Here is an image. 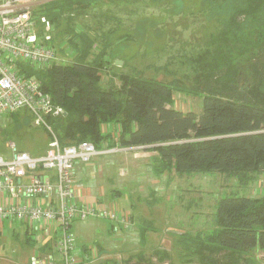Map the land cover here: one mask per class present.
<instances>
[{
    "label": "trees",
    "instance_id": "1",
    "mask_svg": "<svg viewBox=\"0 0 264 264\" xmlns=\"http://www.w3.org/2000/svg\"><path fill=\"white\" fill-rule=\"evenodd\" d=\"M91 1L51 0L41 10L54 24L55 41H65L73 51L68 63H54L38 72L42 88L65 113L50 118L62 145L82 141L97 149L141 145L157 152V173L218 171L243 182L264 173V0H202L209 16H222L223 27L212 36L214 45L199 53L204 72L195 75L191 87L125 72L117 74L119 85L102 87L105 50L98 53V48L104 47L97 48L92 38L71 24L60 28L68 17L65 11L78 16L76 10L86 9ZM228 32L234 38L233 50ZM255 45L258 54L246 58L244 53ZM237 51L241 54L234 61ZM177 92L201 96L202 110L174 107ZM20 114L29 116L16 110L7 117L17 122ZM111 124L113 130L103 129ZM214 213L211 230L181 234L183 241L192 242L188 251L193 264H255L252 252L264 250V194L222 196ZM159 251L154 252L170 262L169 254ZM142 257L138 263H152L153 259Z\"/></svg>",
    "mask_w": 264,
    "mask_h": 264
},
{
    "label": "rangeland",
    "instance_id": "2",
    "mask_svg": "<svg viewBox=\"0 0 264 264\" xmlns=\"http://www.w3.org/2000/svg\"><path fill=\"white\" fill-rule=\"evenodd\" d=\"M134 1L92 0L86 9H81L84 11L76 10L78 16L73 10L65 11L68 17L60 22V28L71 24L92 38L97 48L100 44L104 47L98 48V53L105 50L102 55L105 60L100 70L102 79L99 82L102 87L119 85L117 74L122 72L140 73L166 83L176 81L186 87L194 86L195 75L204 72L200 67L204 61H199L197 57L214 45L212 36L219 31L220 26L223 27L219 19L222 16L214 13L209 16L211 12L203 9L202 0ZM228 36V44L235 43L231 32H228ZM230 48L234 49L233 44ZM257 48L258 45H255L253 50L246 51L245 57L255 52L258 54ZM93 50L97 51L95 48ZM61 53H58L59 56H63ZM240 54L235 52L233 60H237ZM117 61L119 64H116ZM174 99V107L178 109H191L197 113L202 110L201 96L177 92ZM28 115H18L20 121L17 122L12 117H6L0 123V155L6 159L12 157L10 142L15 144L17 150H25L34 156L43 155L48 149L49 135L41 126L33 125L32 116ZM45 119L50 123V118ZM103 129L111 131L113 125H104ZM156 153L153 149L125 147L121 151L97 155L84 168L78 169V180L87 175L89 179L86 184L103 187L104 192L99 193L106 200L113 201L117 208L125 213V209L134 210L136 216L153 222L154 226L162 230H152L157 235L162 236L164 229L170 228L164 235L174 238H181V234L186 232L196 235L199 231L211 230L215 222L216 201L222 196L244 195L253 198L264 194V173H255L244 182L234 174L218 171L190 175L170 169L157 173ZM87 165L92 169L87 168ZM112 188L116 195L107 192V189ZM108 221L100 217L73 221L69 231L74 235L76 249L88 247L93 253L99 254V258L112 252L113 260L110 262L114 264L118 259L124 260L122 263L128 259L129 264H141L138 261L143 254L137 253L139 249L133 252L132 247H129L126 253L118 250L126 247V243L113 242L112 245L104 242L106 239L108 241V237L113 240V234L107 231ZM4 225L7 228V224ZM19 232L21 230L14 226L0 237V259L11 258L17 262L29 250L30 246L23 238L28 235ZM29 234L37 239L35 234ZM39 242H34V246ZM191 245L192 242L189 243ZM156 249L145 252L148 256L144 254L142 259L157 255L154 252ZM129 252L135 255H128ZM136 254L141 256L137 258ZM159 256L161 254L151 264H169L168 259ZM258 257L259 261L264 260V254ZM188 259L189 264L194 263Z\"/></svg>",
    "mask_w": 264,
    "mask_h": 264
},
{
    "label": "built area",
    "instance_id": "3",
    "mask_svg": "<svg viewBox=\"0 0 264 264\" xmlns=\"http://www.w3.org/2000/svg\"><path fill=\"white\" fill-rule=\"evenodd\" d=\"M50 1L0 0V122L16 110L26 111L49 135L43 155L17 150L13 142L12 157L0 155V236L22 224L46 247L32 248L27 264H55V255L61 264H82L69 231L73 220L100 217L115 221L120 229L130 222L113 201L83 194L77 172L97 153L93 144L60 145L45 119L61 115L63 109L42 88L38 72L68 63L73 54L65 41H55L54 24L41 11Z\"/></svg>",
    "mask_w": 264,
    "mask_h": 264
},
{
    "label": "crops",
    "instance_id": "4",
    "mask_svg": "<svg viewBox=\"0 0 264 264\" xmlns=\"http://www.w3.org/2000/svg\"><path fill=\"white\" fill-rule=\"evenodd\" d=\"M116 149H118V148H116ZM121 150H123V148L118 149V151H121ZM86 167L87 168L89 167V169H92V167L90 165H87ZM94 169H95V167L93 168V171H94ZM78 177L79 176L77 175V179H78ZM88 179H89L88 176L85 175L83 178L80 179V181H78L81 184H82V182L84 183V185L82 184L84 187L83 194H85L86 198L87 199H93L97 196H103L101 193H99L102 191L104 192L103 187H99V186L95 187L93 185V183H91L90 185L86 184L87 183L86 180H88ZM108 191L113 196V192H112L113 188L110 190L107 189V192ZM125 210H126L127 214L129 215V222L131 221L130 226L128 228H125V229H120L119 226H117L114 222L108 221L109 226L107 228V231L110 232L111 235L113 234V240H110V237H108V241H107V239L105 237L106 240L104 242L110 243L112 245H113V242L115 244L126 243V247H124V248L120 247L118 250L126 252V251H128V249H130L129 247H132L131 250L133 249V252H135L137 249H139L140 252H137V253H141L143 255L145 254L144 256H148V254H146V253H148L147 252L148 250L157 248L156 250L160 249V250L165 251L169 254V256H170L169 264H189L188 258H190V256H189L188 250L190 249V246L185 241V239H184V241H185L184 242L183 239H181V238H174V237H171L168 235H164L166 232V229H164L165 232L163 231L162 236H160L159 234L157 235L152 230H158V231H162V230H160L158 227L154 226L153 222L145 219L144 217L136 216L137 214H135L134 210L133 211L132 210L130 211L128 209H125ZM14 226H15V228L17 227L18 230L19 229L21 230V232H19V234H21V233L23 235L27 234L26 230H24L22 225H18V223H17ZM169 230H170V228H169ZM14 232H15V229H14ZM124 232H125V234H124ZM12 233H13V231H12ZM114 235H116V236H114ZM28 237H26V236L23 237L24 241L30 247H29V250L25 251L23 253V255L20 257V258H22V260H20V258H18V261L16 262L15 259H11V258L8 259V258L3 257L2 259H0V264H27V262H28L27 256L29 255V252L32 250V248L37 247L40 250L46 249L45 246L40 245L39 243L37 244V246H34V242H38V238L34 239V237L32 238L31 235H30L31 239H29ZM96 250H97V248H96ZM133 252H129L130 254H128V255L134 256L135 254ZM252 253L256 259L255 264H259V263L264 264V260L263 261L258 260L259 259L258 256L263 255L264 250L256 249ZM109 254H111V255L104 256V257H112V258H106V259L104 257L99 258V254L93 253L88 247H83V248L79 249L78 255H80L79 259L82 260V264H114L113 261L110 262L111 260H113L112 252ZM141 254H136L137 255L136 257L139 258L141 256ZM55 256H56V260L54 263L55 264H61V261L58 258V256L57 255H55ZM101 259H103V260H101ZM152 259H154V258H152ZM121 261H124V260L118 259L115 264H123Z\"/></svg>",
    "mask_w": 264,
    "mask_h": 264
},
{
    "label": "bare ground",
    "instance_id": "5",
    "mask_svg": "<svg viewBox=\"0 0 264 264\" xmlns=\"http://www.w3.org/2000/svg\"><path fill=\"white\" fill-rule=\"evenodd\" d=\"M12 113H13V112H12ZM62 114H65L64 111H63ZM62 114H61V115H62ZM8 115H9V114H8ZM8 115H7V116H8ZM7 116H6V117H7ZM6 117H5V118H6ZM56 117H57V116H56ZM5 118H4V120H5ZM48 118H53V117H48ZM4 120H3V121H4ZM32 121H33V119H32ZM32 121H31V122H32ZM0 123H1V122H0ZM32 123H33V125H35L34 122H32ZM82 142H83V141H82ZM87 142H90V141H87ZM10 143H11V142H10ZM10 143H9V146H10ZM79 143H81V142H79ZM90 143H91V142H90ZM76 144H78V143H76ZM91 144H92V143H91ZM60 145H62V144L60 143ZM67 145H75V144H67ZM93 146H94V144H93ZM139 147L142 148L141 145H140ZM94 148H95V150H96L97 153H95L94 155H92L90 161H91L96 155H101V154H104V153H111V152L113 153V152L118 151V149H116V148H111V149H97L95 146H94ZM90 161H89V162H90ZM89 162H88V163H89ZM88 163H87V164H88ZM73 221H76V220H73ZM73 221H72V222H73ZM110 221H112V220H110ZM72 222H71V223H72ZM113 222H115V221H113ZM71 223H70V225H71ZM16 224H17V223H16ZM117 224H118V223H117ZM18 225H22V224H18ZM118 225H119V224H118ZM118 225H117V226H118ZM22 227L24 228V230H29L30 233L35 234L34 232H32L31 229L25 227L24 225H22ZM12 228H14V227H12ZM12 228H10V229H12ZM29 232H28V233H29ZM0 237H1V236H0Z\"/></svg>",
    "mask_w": 264,
    "mask_h": 264
},
{
    "label": "water",
    "instance_id": "6",
    "mask_svg": "<svg viewBox=\"0 0 264 264\" xmlns=\"http://www.w3.org/2000/svg\"><path fill=\"white\" fill-rule=\"evenodd\" d=\"M116 64H119V62L117 61ZM120 64H122V62Z\"/></svg>",
    "mask_w": 264,
    "mask_h": 264
}]
</instances>
